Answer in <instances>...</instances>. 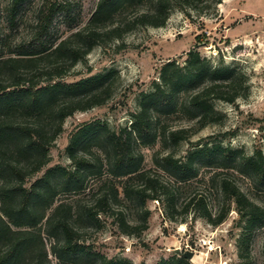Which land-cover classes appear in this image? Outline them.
Instances as JSON below:
<instances>
[{"label": "trees", "instance_id": "16d2710c", "mask_svg": "<svg viewBox=\"0 0 264 264\" xmlns=\"http://www.w3.org/2000/svg\"><path fill=\"white\" fill-rule=\"evenodd\" d=\"M23 1L11 0L7 10L10 26H15V14ZM206 1L98 0L83 26L77 27V20L70 19L67 27L73 31L47 38L50 15L62 5L46 0L36 11L30 39L10 44L8 54L0 52V264H48L41 225L54 239L50 251L57 259L73 263L88 256L95 264H133L91 253L78 223L111 215L121 233L138 237L148 228V200L160 202L172 221L197 207L199 216L211 225L224 221L234 203L244 235L264 221V201L258 203L237 182V177L247 178L254 191L264 192L262 147L257 145L247 153L223 144L221 137L235 130L191 139L220 120L214 100L233 104L247 95L246 76L235 66L212 65L193 49L187 51L183 64L170 59L161 65L159 79L139 94L138 107L130 113L127 126L112 129L99 120L78 126L65 148L70 164L50 166L31 185H25L29 174L49 162L48 152L65 118L105 104L120 77L110 68L66 81L70 70L84 62L95 45L121 39L138 26H164L173 6L203 11L221 2ZM132 6L135 9L124 14ZM170 115H179L188 124L173 127L167 121ZM258 120L264 122V114ZM157 141L162 152H154L152 166L145 167L139 148ZM182 141L187 148L175 154L170 148ZM204 168L210 170L207 187L214 186L220 196L213 209L208 206L209 188L208 193H187ZM91 179L96 184L88 190L90 203L76 204V208L63 200L55 203L60 193L86 190ZM242 243L246 251V236L239 240ZM157 264L191 263L172 254Z\"/></svg>", "mask_w": 264, "mask_h": 264}, {"label": "rangeland", "instance_id": "374dc122", "mask_svg": "<svg viewBox=\"0 0 264 264\" xmlns=\"http://www.w3.org/2000/svg\"><path fill=\"white\" fill-rule=\"evenodd\" d=\"M44 1L24 0L15 14V26H10L7 10L11 0H0V52L8 54L10 44L13 46L30 39L36 11ZM51 1L61 4L62 8L50 15L47 38L66 36L73 31L67 27L70 19L73 23L77 20V27L83 26L98 0ZM134 9L132 6L124 14ZM190 49L196 50L212 65L222 63L237 67L245 74L248 86L247 95L237 98L233 104L214 100V107L221 114L220 120L208 124L191 139L235 130L233 135L221 137L223 144L241 148L247 153L260 145L264 154V122L258 120L264 114V0H221L203 11L173 6L164 26H138L126 32L121 39L95 45L85 61L78 62L70 70L66 81H75L110 68L117 70L120 77L115 80L111 98L105 104L76 111L65 118L62 132L48 152L49 162L41 171L29 174L25 185H31L50 166L70 164L65 148L70 134L78 126L97 120L112 129L127 126L130 113L138 107L139 94L150 90L152 81L159 79L161 65L170 59L183 64ZM167 121L173 127L188 124L179 119V115H170ZM187 146V142L182 141L170 149L179 155ZM139 151L144 157V166L151 167L152 154L160 153L162 149L157 141L152 146H140ZM209 171L202 169L192 180L187 193L193 195L209 191L208 198L212 199L208 206L213 209L220 196L214 186L207 187ZM237 178L241 188L251 191L250 196L262 204L264 192L254 191L249 186V179ZM94 182L91 179L88 188L82 192L60 193L55 203L63 200L71 202L75 208L76 204L90 203L92 196L88 190L96 184ZM147 207L150 212L148 228L138 237L121 233L111 215H101L97 222L79 221L84 245L91 253L128 259L133 264H157L160 259L174 254L172 249L176 247L194 253L188 259L191 264H264V221L244 235V225L238 220L234 203H230L227 217L218 225H211L200 217L198 208L194 206L187 213L178 214L175 221L166 217L160 202L148 200ZM41 231L48 264H95L88 256L73 263L55 258L50 251L54 239L45 233L43 225ZM245 236L248 240L246 251L245 243L239 245V240ZM241 253L245 255L241 257Z\"/></svg>", "mask_w": 264, "mask_h": 264}, {"label": "water", "instance_id": "95a60500", "mask_svg": "<svg viewBox=\"0 0 264 264\" xmlns=\"http://www.w3.org/2000/svg\"><path fill=\"white\" fill-rule=\"evenodd\" d=\"M172 253H174L176 255H179V256H183V257H185L187 259H191L193 254H194L192 251H189V250L181 251L180 248H178V247L173 248L172 249Z\"/></svg>", "mask_w": 264, "mask_h": 264}, {"label": "bare ground", "instance_id": "6f19581e", "mask_svg": "<svg viewBox=\"0 0 264 264\" xmlns=\"http://www.w3.org/2000/svg\"><path fill=\"white\" fill-rule=\"evenodd\" d=\"M194 258V257H193Z\"/></svg>", "mask_w": 264, "mask_h": 264}]
</instances>
